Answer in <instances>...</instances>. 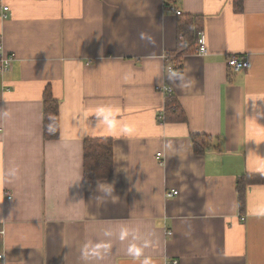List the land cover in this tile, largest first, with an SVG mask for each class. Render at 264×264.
I'll return each instance as SVG.
<instances>
[{"label":"crops","instance_id":"1","mask_svg":"<svg viewBox=\"0 0 264 264\" xmlns=\"http://www.w3.org/2000/svg\"><path fill=\"white\" fill-rule=\"evenodd\" d=\"M4 3L0 264H264V183L246 185L243 207L238 192L264 175V0H177L204 17L209 49L181 72L166 68L178 33L164 0ZM236 55L250 68L233 71ZM197 134L211 137L204 155ZM88 138L113 140L111 178H85Z\"/></svg>","mask_w":264,"mask_h":264},{"label":"trees","instance_id":"2","mask_svg":"<svg viewBox=\"0 0 264 264\" xmlns=\"http://www.w3.org/2000/svg\"><path fill=\"white\" fill-rule=\"evenodd\" d=\"M177 0H164V8L169 11L176 7ZM204 30V17L198 14L177 15L178 41L174 50L168 53L169 62H166L167 71L181 72L183 70V59L187 55L197 53L199 32ZM167 103V111L176 105L173 95ZM60 105L58 99L53 95L52 89L48 87L44 93L43 103V126L44 138L55 139L59 137ZM210 136L194 135L192 137L195 153L204 155L210 148ZM84 175L86 179H108L111 178L114 168L113 140L111 138H88L84 143ZM264 183V175H246L239 182V199L243 207L245 192L244 188L250 183Z\"/></svg>","mask_w":264,"mask_h":264},{"label":"built area","instance_id":"3","mask_svg":"<svg viewBox=\"0 0 264 264\" xmlns=\"http://www.w3.org/2000/svg\"><path fill=\"white\" fill-rule=\"evenodd\" d=\"M9 10L10 7L4 3V0H0V11H1V17L6 19L9 16ZM170 12L174 14H182V12L177 9L176 7H171L169 9ZM197 53L200 55H207L209 53V49L207 46V41H206V34L205 31L202 30L199 32V41L197 45ZM169 55L166 53L165 55V61L169 62ZM12 63H13V58L11 55L5 53L3 50L1 44H0V75H3L4 73H7L12 70ZM228 65L229 67L235 71L239 72L242 70H247L251 66V61L250 57L248 55H236L232 56L228 59ZM169 71L171 72L170 68ZM159 90L166 93L168 96L173 93V90L171 87L163 85L159 87ZM163 117V115H162ZM158 156H161V153H158ZM8 194V193H7ZM179 194L178 190H171L166 192L167 197H174ZM8 197H11V195L8 194ZM244 219V218H243ZM2 258V255L0 254V259ZM172 264H178V261H173Z\"/></svg>","mask_w":264,"mask_h":264},{"label":"clouds","instance_id":"4","mask_svg":"<svg viewBox=\"0 0 264 264\" xmlns=\"http://www.w3.org/2000/svg\"><path fill=\"white\" fill-rule=\"evenodd\" d=\"M144 264H149V262L147 260L144 261Z\"/></svg>","mask_w":264,"mask_h":264}]
</instances>
